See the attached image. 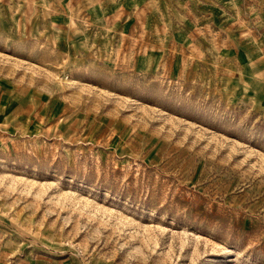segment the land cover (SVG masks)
Returning <instances> with one entry per match:
<instances>
[{"label":"rangeland","instance_id":"rangeland-1","mask_svg":"<svg viewBox=\"0 0 264 264\" xmlns=\"http://www.w3.org/2000/svg\"><path fill=\"white\" fill-rule=\"evenodd\" d=\"M0 264H264V0H0Z\"/></svg>","mask_w":264,"mask_h":264}]
</instances>
